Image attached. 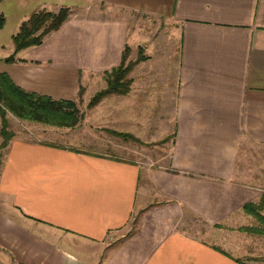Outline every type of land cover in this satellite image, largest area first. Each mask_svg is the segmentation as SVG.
Returning <instances> with one entry per match:
<instances>
[{
  "label": "crops",
  "instance_id": "crops-1",
  "mask_svg": "<svg viewBox=\"0 0 264 264\" xmlns=\"http://www.w3.org/2000/svg\"><path fill=\"white\" fill-rule=\"evenodd\" d=\"M61 7L72 12L58 31L0 64L82 114L51 126L70 144L14 136L6 147L0 264H264V235L242 229L258 225L245 204L262 198L264 215V0H0V48L13 54L31 13ZM131 17L167 32L130 35ZM125 45L148 56L129 91L88 107ZM136 144L147 161L120 154Z\"/></svg>",
  "mask_w": 264,
  "mask_h": 264
},
{
  "label": "trees",
  "instance_id": "trees-1",
  "mask_svg": "<svg viewBox=\"0 0 264 264\" xmlns=\"http://www.w3.org/2000/svg\"><path fill=\"white\" fill-rule=\"evenodd\" d=\"M70 7H61L57 11L46 9L36 10L21 23L19 30L13 35L14 53L6 57L7 62H15L16 54L26 48L39 46L52 33L58 31L71 15ZM5 16L0 12V29L4 26ZM130 48L128 45L122 50L119 64L103 72L105 87L98 90L88 101L87 106L92 107L103 97L110 94H126L131 85L129 76L132 69L141 61L147 59L144 48L138 47L135 59H129ZM79 89V95L82 94ZM21 120L43 123L56 127H75L82 118L76 102L65 99H55L49 95L25 90L18 86L9 74L0 72V117L3 138L1 148H6L14 137V132L9 128L8 113ZM111 133L125 140L141 142L131 134L111 131ZM166 140V139H165ZM162 140L160 142H164ZM159 142V143H160ZM262 198L258 203H247L244 210L255 217L257 226L244 227L243 230L259 235H264V215L261 214Z\"/></svg>",
  "mask_w": 264,
  "mask_h": 264
},
{
  "label": "rangeland",
  "instance_id": "rangeland-1",
  "mask_svg": "<svg viewBox=\"0 0 264 264\" xmlns=\"http://www.w3.org/2000/svg\"><path fill=\"white\" fill-rule=\"evenodd\" d=\"M111 13V11H110ZM119 14V12H118ZM131 20L133 21H129V26H128V32L130 33V35L132 33H135L139 38H143V37H147L148 32L151 33H166V24L164 20L162 21V25L160 26L159 24H157V22H155L154 20L152 21H148L149 19H143V20H139L136 19V21H134V19L131 17ZM141 24V25H139ZM157 24V25H155ZM138 51V49H137ZM136 51V52H137ZM138 53V52H137ZM12 54L10 51H8V47H6L5 49L0 48V64H2V60L4 57L8 56ZM136 54V53H135ZM132 57V56H131ZM130 57V53H129V59H131ZM170 63V61H169ZM171 72V71H170ZM130 76V74H129ZM77 104L80 105L82 104L81 99L77 100ZM81 109H84L83 105H80ZM8 120H9V128L11 131L14 132V136H22V137H27L29 139H46L49 141H57V142H66L68 144H70L72 142V135L67 133H59L58 130L54 127H51L50 125H46L43 123H38V122H32V121H27V120H21L19 118H17L16 116H14L12 113H8ZM91 127L95 128V125H92ZM99 130L98 132L102 135H106V129L104 126H98ZM59 128V127H58ZM61 129V128H59ZM0 130H1V117H0ZM60 131H65L64 129H61ZM113 134V133H112ZM79 135V134H77ZM74 136V135H73ZM3 141V138L0 134V145ZM84 140L83 139H77L75 140V142L77 143H82ZM163 144V143H161ZM159 144V145H161ZM137 145V144H136ZM166 144L164 146L161 147V149L163 147H165ZM137 147L140 148V153L137 151V154H134V152H130L129 154L125 153V152H120V154L126 158H135L137 160L140 161H144L146 158L142 156L143 153V149L142 146L140 147V145L138 144ZM157 150H159V148H157ZM166 152V151H165ZM6 155V148H1L0 146V162L2 161V158H4ZM147 161V159H146ZM264 176V174H263ZM135 226V221L131 220L130 223H128V225L122 229L119 234H126L128 233L130 230H132ZM190 228H188L192 233H196V232H200L201 229H204L201 223H190L188 225Z\"/></svg>",
  "mask_w": 264,
  "mask_h": 264
}]
</instances>
